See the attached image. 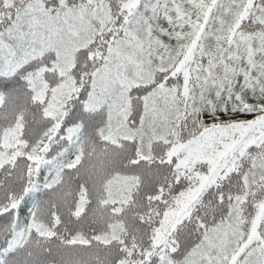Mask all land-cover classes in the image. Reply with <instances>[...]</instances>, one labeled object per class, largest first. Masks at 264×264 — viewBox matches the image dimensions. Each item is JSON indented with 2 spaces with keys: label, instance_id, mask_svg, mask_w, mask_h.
I'll return each instance as SVG.
<instances>
[{
  "label": "snow or ice",
  "instance_id": "1",
  "mask_svg": "<svg viewBox=\"0 0 264 264\" xmlns=\"http://www.w3.org/2000/svg\"><path fill=\"white\" fill-rule=\"evenodd\" d=\"M0 264H264V0H0Z\"/></svg>",
  "mask_w": 264,
  "mask_h": 264
}]
</instances>
